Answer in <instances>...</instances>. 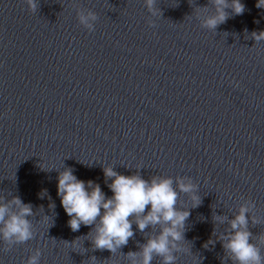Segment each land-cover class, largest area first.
<instances>
[{"label":"water","instance_id":"water-1","mask_svg":"<svg viewBox=\"0 0 264 264\" xmlns=\"http://www.w3.org/2000/svg\"><path fill=\"white\" fill-rule=\"evenodd\" d=\"M241 2L243 14L227 8L208 29L214 0H156L157 16L145 0H39L36 12L0 0V203L13 213L15 197L30 204L33 230L25 242L0 240V264L36 250L39 264H130L160 225L140 230L130 216L127 244L96 249L94 225L72 231L57 194L70 168L110 197L107 166L173 178L176 207L190 212L175 264H233L222 237L242 204L264 255V41L251 35L264 30V8ZM89 11L92 31L78 20ZM178 177L196 185L197 206Z\"/></svg>","mask_w":264,"mask_h":264},{"label":"clouds","instance_id":"clouds-1","mask_svg":"<svg viewBox=\"0 0 264 264\" xmlns=\"http://www.w3.org/2000/svg\"><path fill=\"white\" fill-rule=\"evenodd\" d=\"M39 0H27L29 9L36 12ZM156 0H145L149 12L160 15L155 7ZM216 12L204 16L202 24L205 28L215 29L217 25L226 22L229 18L225 11L231 8L236 15L243 14L245 6L241 0H214ZM256 7L264 8V0H256ZM78 20L89 31L94 29L92 21L96 20L95 13L81 12ZM153 23L150 21L149 25ZM252 38L259 42L264 41V30L252 32ZM43 167V166H41ZM106 177H111L108 187L112 195L106 197L101 188L92 181L78 179L70 168H65L57 179V194L61 205L69 217L68 225L72 231H78L81 224L94 225L90 234L92 245L96 249H107L116 252L122 245L127 244L133 236V217L137 228L144 230L152 225H160L161 230L149 236L138 252H129L130 264H151L154 255L162 257V264H175L174 250L188 251L178 244L182 241L184 225L190 212L178 209L177 189L173 187V178L170 176H153L145 180L138 174L123 175L112 167L103 169ZM176 185L180 191L188 193L193 206L200 203L196 194V185L191 179L178 177ZM18 211L12 212L9 205L0 203V240L8 244L21 243L33 237V230L28 216L32 215L31 205L24 203L19 197L12 201ZM146 206H148L147 211ZM249 205L242 204L233 218L229 221L231 231L223 239V247L233 264H264V255L260 247L250 239L252 233L248 230ZM49 217H45L47 221ZM216 220L223 221L224 217L216 216ZM254 219V218H253ZM264 242V234L260 236ZM208 243H213L209 240ZM72 249L80 248V241L69 243ZM205 247L208 244L204 245ZM40 251L31 254L25 264H39ZM95 264V258H92Z\"/></svg>","mask_w":264,"mask_h":264}]
</instances>
